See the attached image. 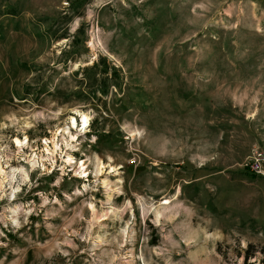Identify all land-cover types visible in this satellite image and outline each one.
I'll list each match as a JSON object with an SVG mask.
<instances>
[{
    "label": "rangeland",
    "instance_id": "rangeland-1",
    "mask_svg": "<svg viewBox=\"0 0 264 264\" xmlns=\"http://www.w3.org/2000/svg\"><path fill=\"white\" fill-rule=\"evenodd\" d=\"M252 150L264 0H0V264H239Z\"/></svg>",
    "mask_w": 264,
    "mask_h": 264
},
{
    "label": "bare ground",
    "instance_id": "bare-ground-1",
    "mask_svg": "<svg viewBox=\"0 0 264 264\" xmlns=\"http://www.w3.org/2000/svg\"><path fill=\"white\" fill-rule=\"evenodd\" d=\"M75 115H77V117L80 119V124H82V129H81V131L84 132V130H85L87 124H88V116H87V114L84 113V112H77V111H76V112H75ZM77 126H78V125L76 124L75 117L72 116V117H70V118L68 119V126L62 128V129L58 132V134L61 132L62 135H66V136L69 137V139H70L71 141H74L75 138H76V135H73V134L70 132V129H72V128L75 129ZM14 142H15V144H16L17 146L21 147V146H23V145L26 144V139H24L23 142L20 141V140H18V139H15ZM67 145H68V143H66V146H67ZM68 146L70 147V145H68ZM56 147H57V146H56V143H55V142L52 143V149L49 150L48 147H47V148L45 149L47 155H52V154L54 153V150H55ZM70 149H71V148H70ZM64 162H65L67 165H69V166H74V165H76V166H78V168H81V170L83 169V165H82V163L78 164L77 161H76V160H75L70 154H67V155H66ZM40 165L42 166V163H40ZM76 166H75V167H76ZM109 167H110V166H109ZM103 168H104V165H103L100 161H97V162H96V172H97V175H98V174L100 175V173L102 172V169H103ZM14 170H15V169H14ZM14 170H13V171H14ZM111 170H112V168H111ZM13 171H11V172H13ZM19 171L23 172L24 178L26 179V178H27V174L24 172V169H23V168H20ZM79 173H81V172L79 171ZM0 174H1V175H4V174H5V172L3 171L1 165H0ZM83 175H84V173H82L79 177H81V176H83ZM12 178H13V174H11V176H10V180H12ZM103 185L106 186L107 183H106L105 181H103ZM13 194H14V192H12V195H13Z\"/></svg>",
    "mask_w": 264,
    "mask_h": 264
},
{
    "label": "trees",
    "instance_id": "trees-1",
    "mask_svg": "<svg viewBox=\"0 0 264 264\" xmlns=\"http://www.w3.org/2000/svg\"><path fill=\"white\" fill-rule=\"evenodd\" d=\"M237 256H241L239 264H264V240L262 243L247 242L244 248L237 252Z\"/></svg>",
    "mask_w": 264,
    "mask_h": 264
},
{
    "label": "built area",
    "instance_id": "built-area-1",
    "mask_svg": "<svg viewBox=\"0 0 264 264\" xmlns=\"http://www.w3.org/2000/svg\"><path fill=\"white\" fill-rule=\"evenodd\" d=\"M252 163L250 165L251 169L258 174H263L261 170L264 165V153L262 151L252 150ZM65 164V163H64ZM66 165V164H65ZM67 166V165H66ZM76 165H74L75 167ZM77 173L79 172V168H76ZM86 174V173H84Z\"/></svg>",
    "mask_w": 264,
    "mask_h": 264
}]
</instances>
